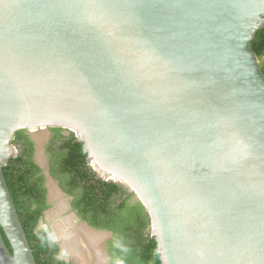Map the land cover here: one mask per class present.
I'll list each match as a JSON object with an SVG mask.
<instances>
[{"label": "water", "instance_id": "95a60500", "mask_svg": "<svg viewBox=\"0 0 264 264\" xmlns=\"http://www.w3.org/2000/svg\"><path fill=\"white\" fill-rule=\"evenodd\" d=\"M262 28L264 0H0V264H37L4 167L47 127L134 193L162 264H264Z\"/></svg>", "mask_w": 264, "mask_h": 264}, {"label": "trees", "instance_id": "16d2710c", "mask_svg": "<svg viewBox=\"0 0 264 264\" xmlns=\"http://www.w3.org/2000/svg\"><path fill=\"white\" fill-rule=\"evenodd\" d=\"M252 49L259 59L264 58V28L257 31ZM262 68L264 70V65ZM52 129L55 140L60 143L57 151L60 157L64 158L59 160L62 163L56 162L55 166L59 168V173L69 172L76 180L77 183L72 190L78 188L82 190L84 199L78 201L81 209L85 208V212L90 214L91 223L95 221L96 227H100L97 221H100L102 216L111 217V227L115 232L110 245L112 264H162L156 238L149 231L151 221L148 212L138 201L129 203L134 193L129 194L127 189L118 184L93 183L89 171L84 168L86 153L83 151V143L79 142L74 134L62 136L61 128ZM15 142L19 144L22 142L24 149L9 160L4 167V174L36 262L66 264L56 259L55 255L59 249L58 245L49 240V230L36 231L43 210L44 196L39 184L42 181L37 178L36 166L32 160L34 144L25 136L23 130L16 132ZM113 201L120 203L115 207ZM4 238L12 250L5 234Z\"/></svg>", "mask_w": 264, "mask_h": 264}, {"label": "flooded vegetation", "instance_id": "af4514ba", "mask_svg": "<svg viewBox=\"0 0 264 264\" xmlns=\"http://www.w3.org/2000/svg\"><path fill=\"white\" fill-rule=\"evenodd\" d=\"M52 128L56 127H47V130H50V139L47 143V147L43 149L40 159L37 158V152L33 145L34 155L32 160L36 166L37 178L42 181V183L39 184L43 190L44 196V203H42L43 210L39 222L36 225V231L49 230V240L53 244L58 245L59 249L55 257L57 260L63 261L66 264H75L73 260H78L81 256H84V260L87 262L84 264H90V260L92 264H112L110 245L115 237V232L111 227V217L107 215L102 216L101 220L97 221V223L102 224V226L99 224L100 227H96L94 225L95 221H93V224L91 223L90 214L85 212L86 210L83 208L84 205L82 206L83 209H81L78 201L84 199V196L82 197V190L80 188L72 190L74 184L77 183L76 180L69 172L59 173V168L55 166L56 162L62 163L59 160L64 158H61L60 153L57 151V147L60 143L55 140V134ZM22 130L25 136L34 144L32 136L38 130ZM61 134L64 137L74 134L78 139L76 133L67 128H61ZM14 140L15 137L12 141V145L17 150V154H19L24 147L21 144L22 142L20 144L18 142L14 143ZM24 141L25 140H23V142ZM84 168L89 171L93 183L100 182L101 184L108 183L109 185L118 184L123 186L112 177L104 176L99 172L92 164V159L88 154H86ZM123 187L127 189L129 194H132L127 187ZM134 202L137 201L133 194L132 200H129V203ZM119 203L113 201L115 207H117ZM34 207H37V205H34ZM59 216L65 218V223H62L69 229L68 233H64V230L58 229L60 224L58 225L57 223L52 225L50 223L51 219L58 218ZM66 234H68V236ZM98 234H102V236L99 237ZM67 240L70 242L72 241L69 247H66ZM80 241H83L86 246H83ZM86 250L89 252L87 256L85 254L87 252Z\"/></svg>", "mask_w": 264, "mask_h": 264}, {"label": "rangeland", "instance_id": "374dc122", "mask_svg": "<svg viewBox=\"0 0 264 264\" xmlns=\"http://www.w3.org/2000/svg\"><path fill=\"white\" fill-rule=\"evenodd\" d=\"M259 61H260V64L263 66L264 65V58H261V59H259ZM49 135H50V130H47V129H44V130H42V129H40V130H38V131H36L34 134H33V136H32V138H33V140H34V148H35V150H36V152H37V158L38 159H40V155L42 154V152H43V149L44 148H46L47 147V143H48V141H49V139H50V137H49ZM14 147V146H13ZM15 148V147H14ZM15 152H16V154H17V150L15 149ZM15 155V154H14ZM98 170V169H97ZM65 218L63 217V216H59L58 218H55V219H51V224L53 225V224H57L58 223V225L60 224V226L61 227H59V228H61V230H64L63 232L64 233H68L69 232V229H67L66 228V226L62 223V222H64L65 223ZM49 223V224H50ZM50 224V225H51ZM47 225V224H46ZM149 231H151L150 229H149ZM99 233H102V232H99ZM103 234V233H102ZM102 234H98V236L100 237V236H102ZM67 236H68V234H66ZM61 236V235H60ZM81 242V241H80ZM71 243L72 242H69V244L71 245ZM82 244H83V246H86V244L82 241L81 242ZM64 247H65V244H64ZM83 248H85V247H83ZM87 251V250H86ZM87 253L89 254V252L87 251L85 254H86V256H87ZM74 261V263L76 264H84V263H87L86 262V260H84V256L82 257L81 256V258H79L78 260H76V259H74L73 260ZM90 262V264H92V261L90 260L89 261Z\"/></svg>", "mask_w": 264, "mask_h": 264}, {"label": "bare ground", "instance_id": "6f19581e", "mask_svg": "<svg viewBox=\"0 0 264 264\" xmlns=\"http://www.w3.org/2000/svg\"><path fill=\"white\" fill-rule=\"evenodd\" d=\"M56 227H57V226H56ZM59 227H61V226H59ZM59 227H58V229H61V228H59ZM58 229H57V230H58ZM69 242H70V241H68V240L66 241V245H67L66 247H69ZM71 242H72V241H71ZM64 248H65V247H64ZM71 248H72V246H71Z\"/></svg>", "mask_w": 264, "mask_h": 264}, {"label": "clouds", "instance_id": "9594fccd", "mask_svg": "<svg viewBox=\"0 0 264 264\" xmlns=\"http://www.w3.org/2000/svg\"><path fill=\"white\" fill-rule=\"evenodd\" d=\"M151 230V229H150ZM152 233V232H151Z\"/></svg>", "mask_w": 264, "mask_h": 264}]
</instances>
